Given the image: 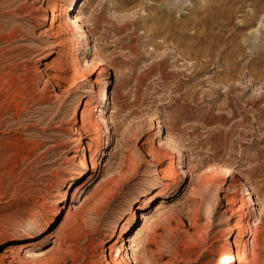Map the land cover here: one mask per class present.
I'll return each mask as SVG.
<instances>
[{
	"label": "rangeland",
	"instance_id": "rangeland-1",
	"mask_svg": "<svg viewBox=\"0 0 264 264\" xmlns=\"http://www.w3.org/2000/svg\"><path fill=\"white\" fill-rule=\"evenodd\" d=\"M218 7L209 42L199 26L172 32ZM70 9L86 35L68 25ZM261 20L264 0H0V264H114L106 248L145 224L122 264H213L236 188L264 186ZM177 153L185 169L152 182ZM97 160L106 172L62 229L60 207ZM211 164L236 180L214 191ZM157 194L173 197L149 204ZM259 197L241 264H264Z\"/></svg>",
	"mask_w": 264,
	"mask_h": 264
},
{
	"label": "bare ground",
	"instance_id": "bare-ground-1",
	"mask_svg": "<svg viewBox=\"0 0 264 264\" xmlns=\"http://www.w3.org/2000/svg\"><path fill=\"white\" fill-rule=\"evenodd\" d=\"M218 8L217 9L211 8V9H206V10H203L201 8L198 11V15L192 17V19L189 20L188 23H181L179 20H176V21L174 20V22H173V24L171 26V30L175 34H180V35L184 36V35H186L185 34V29L187 27H189L190 25L199 26L200 28L203 29V33H201V35H203V36L200 37V39L203 40V41L205 40L206 42H209L210 39L212 38V36H214L213 33H212L213 32V28H211L209 26L210 25V21H215L216 19H218L219 14L224 11L223 9H222L223 11H221V9L220 8L218 9ZM70 12H73V14H71L68 17V22H67L68 25H72L74 28H76V30L79 31V33L81 35H84L85 32L82 31V26L80 25L79 18L77 16H74L75 11L73 9H70ZM220 16H221V14H220ZM58 19H59V15L53 14L51 20H49V18L46 19V20L44 19V20L45 21H50L51 28L54 30L56 24L58 23ZM260 24L261 25H260V29L259 30H262L264 28L263 20L260 21ZM211 26H213V25H211ZM70 28H71V26H70ZM71 29H73V28H71ZM94 62L96 63V58L95 57H94V59L92 58V60H86L85 66L87 64L90 66ZM91 75H92L91 77L93 79V76L95 74H91ZM56 80L60 81V79L55 77V81ZM59 85L60 84H57V85H55V87L58 88ZM87 106H88V103H86L85 108L83 110V120L84 121H86V119H87V114H86V112H87L86 107ZM182 157H183V155H181L180 153H177L175 155H170L169 158H167V160H165L166 161V163H165L166 167L165 168L162 167L160 169L152 170L148 177L150 178V180H153L152 182H155V181L158 182V179L160 177H162L164 175L166 176L167 174H171L173 176H177V174L179 173L178 170L181 171L182 169H185V167H182V166L177 168V166H178L177 163L178 164L181 163ZM190 160H192V159H190ZM100 165H101V163L99 164V162L97 160V161L93 162L92 167H91V165L89 164V161H88V162H86V164L84 166V169L82 171H79L78 179L82 180V182H80L79 185L74 188L75 193L72 195L71 201L69 203H67V204L64 203L60 207V211L58 213V215H62V216L65 217L64 221H63V223L61 225L62 229L67 224V221L69 220L71 215H73L75 213V211H77L78 209L80 210L81 208L87 206V205H85L86 204V198L84 199V202H82V205L78 206L77 203H80V194L81 193H85L89 189V187H91L93 185V183L100 178L102 173L106 172L107 169H102V167L100 168ZM104 167H106V166H104ZM208 167L209 168H207V171L209 172V174L207 175L206 181H204L208 186H212L213 185V181H215V180H217V181L220 180L221 182L228 181L230 184L236 180V179L233 180L234 171L228 166L211 164ZM184 173H186V171ZM185 176L188 177V175H185ZM191 176L192 175L190 174V177ZM73 179L77 180V178H75V177ZM220 181H218L219 182V184H218L219 186H221L220 185ZM245 183H247V182H245ZM236 186H238V185H236ZM212 188L214 189V191L219 190L218 189L219 187L217 188V186H212ZM208 190H210V189H208ZM206 191H207V189H206ZM211 191H208V192H210V194H211ZM235 191H236L235 193L238 194L239 198H237V199L234 198L232 200V202L235 203L236 201H238V202H240L241 206L237 210L236 215H232L231 216L227 226L223 230L224 231L223 232L224 244H223V246L221 248L220 256L213 260V264H235L236 262H238V264H241V261L238 260L239 251H240V249L242 247L241 245H242L243 241H245L246 243L249 242V240L247 238V234H248L249 229H251V227H252V220L251 219L252 218H256V217H260V215H261V211L259 209V202H261V200H260L261 196L259 197V192L260 191L264 192V186L261 185L259 187H256V186L253 185L252 187H249L248 189L243 187L242 189L237 190V188H236ZM208 192H207V194H208ZM212 193H213V191H212ZM172 197H173V195H169V194H157V195H155V196H153L151 198V201H150L149 204H151L153 201H158L159 199H169V198H172ZM61 203H63V201ZM149 204L148 205L145 204L143 206L136 207L135 208L136 209L135 214L137 215V213L140 212V213H142L141 218L142 219H146V216H145L144 213H145V211H147L149 209ZM97 216L99 218L101 217L99 212H97ZM100 220H101V218H100ZM85 222H86L85 225H86L87 228H92L93 225H95V224H93L91 226L90 222L87 219L85 220ZM146 226H147V224H145L144 227H140L139 226L137 228L139 230H138L136 236L133 237V239L131 237L126 239L125 235L122 234L123 230L122 229L120 230V233H119L118 237L106 248V252H107V250L109 251V256L115 255L114 256V264H122L121 260L125 258V253H126V256H128L129 251H133L132 244L134 243V245H135V243L138 240V238L144 232ZM16 231H21L22 232V230H20L19 228H17ZM127 244H131V245L127 246ZM35 245H37V243L36 244H29L28 243L27 245H25L24 248H25L26 253H31V250H32V248ZM132 260H133L134 264H138L136 256L134 257V255H133Z\"/></svg>",
	"mask_w": 264,
	"mask_h": 264
}]
</instances>
